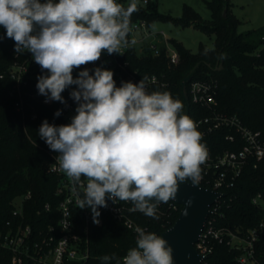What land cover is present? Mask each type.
<instances>
[{
    "label": "clouds",
    "instance_id": "clouds-1",
    "mask_svg": "<svg viewBox=\"0 0 264 264\" xmlns=\"http://www.w3.org/2000/svg\"><path fill=\"white\" fill-rule=\"evenodd\" d=\"M137 10L135 0L127 7L117 0H0V26L15 41V53H31L48 73L37 78L39 94L65 103L62 92L77 86L70 93L78 104L71 123L44 120L38 135L59 154L56 163L66 177L83 186L76 205L91 210L94 224L107 199L130 201L131 211L159 219L160 203L175 199L184 182H199L207 156L184 104L167 91L147 92V77L119 87L113 71L99 67L73 77L74 69L97 62L105 51L123 55ZM136 232V247L122 262L113 254L100 258L104 264H173L166 239L142 228Z\"/></svg>",
    "mask_w": 264,
    "mask_h": 264
},
{
    "label": "trees",
    "instance_id": "trees-1",
    "mask_svg": "<svg viewBox=\"0 0 264 264\" xmlns=\"http://www.w3.org/2000/svg\"><path fill=\"white\" fill-rule=\"evenodd\" d=\"M45 2V0H44ZM211 11V19L204 20L192 7L186 6L183 16L179 18L162 14L156 2L146 9L135 11L132 20L145 18L149 24L154 20H171L176 24L193 25L215 36L213 48L200 47L192 52L182 43L173 40L180 54L177 64L169 63L164 45L161 53L153 55L150 48L146 54H139L135 48L129 52L132 66L138 69L139 77L144 78L157 74L166 82L164 86L153 85L151 92L167 91L173 99L185 103L182 95L184 76L196 65L198 68L192 79H217V100L219 109L228 114L238 115L242 121L253 129L261 130L264 135V47L261 39L264 27L245 32L238 31V19L232 11L229 0H205ZM15 41L6 35L0 26V232L11 229L17 221L14 214V201L22 194L31 191L33 196L25 204V214L37 230L45 229L51 221L57 220L58 204L61 197L56 190L59 176L48 171L51 151L45 147V141L38 135L39 127L44 120L56 126L67 124L62 114L64 103L52 101L49 104L36 96L38 77L47 75L34 60L29 62L30 75L22 86L26 101L30 103L26 115L16 107V94L13 93L15 81L10 77L9 69L16 60L27 61L29 52L15 53ZM28 63V62H27ZM87 68L90 74L99 67L100 62L74 69L76 78L80 71ZM77 89L71 85L62 92L64 101L69 93ZM35 94V95H33ZM37 112L35 119L31 113ZM209 113L206 108L192 104L189 117L195 122ZM201 133L200 129L197 128ZM225 129H218L206 136L202 135L203 144L218 145L220 149L232 148L225 139ZM202 134V133H201ZM53 152V151H52ZM190 181V180H188ZM191 182V181H190ZM225 196L217 213L218 226L229 227L245 233L264 219V210L252 202L258 192H264V163L258 168L247 166L236 184L222 189ZM169 202L160 203L156 215L159 219L145 216L142 212L132 214L140 228L157 235L171 227L179 216V210L169 207ZM50 203L52 209L45 210ZM8 222L10 224H8ZM137 233L122 222L105 217L102 225H90L89 259L86 264H104L100 259L108 255L121 260L131 248L136 247ZM261 253V250H260ZM12 253L0 244V264H11ZM241 250L226 244L216 243L210 254L211 264H239ZM107 264H117L110 260Z\"/></svg>",
    "mask_w": 264,
    "mask_h": 264
},
{
    "label": "built area",
    "instance_id": "built-area-1",
    "mask_svg": "<svg viewBox=\"0 0 264 264\" xmlns=\"http://www.w3.org/2000/svg\"><path fill=\"white\" fill-rule=\"evenodd\" d=\"M156 1L135 0L138 10L146 9ZM40 2L43 3L44 0ZM117 2L127 7L132 0H117ZM149 36H153V39L146 42ZM127 39L129 43L122 49L123 55H109L105 51L97 61L102 64L103 69L113 71L117 87L121 86L122 82L138 84L142 79L139 77L138 69L132 66L129 59V52L132 48H135L139 54H146V49L150 48L153 55H159L162 45H164L169 63L177 64L180 61V54L176 48L170 46V38L166 36L165 31L153 32L145 18L132 20L131 15ZM261 39L264 47V34ZM30 60H33L31 53H29L27 61L16 60L9 69L10 77L15 81L13 88V93L17 97L15 107L22 115H26L27 107L30 105L26 101L24 96L26 93L22 88L31 73L29 70ZM97 62L92 64L95 65ZM145 83L149 93H151L153 85L164 86L166 84L163 78L157 74L147 76ZM218 86L217 79H191L188 82L187 90L191 105L194 104L209 111L207 115L196 120L197 128L200 129L202 135L206 136L218 129L227 131L225 139L232 148L220 149L218 145L204 144L207 156L201 165V179L197 183L200 186L224 193L222 189L233 187L247 166L252 165L254 168H258L264 163V135L261 130L247 126L238 115L228 114L219 109ZM70 93L61 110L62 117L67 124L71 123L72 117L76 115L75 109L78 106L77 102L71 98ZM36 96L46 104L53 101L44 95H39V92L36 93ZM36 117L37 112L33 111L31 118L35 119ZM45 147L50 149L46 143ZM57 155L59 154L51 151L52 158L47 166L49 172L59 176L56 193L61 197V200L57 207V220L51 221L45 229H35L25 214V204L32 198V192L28 191L18 196L14 202V214L18 219L11 229L4 233L1 232L0 238L2 247L12 253L11 264H86L90 257L89 234L90 225L93 223L91 210L77 208L76 200L78 196H83V186L74 185L59 169V165L56 163ZM224 196L211 206V212L200 238L195 244L199 253L202 254L201 264H211L210 254L216 243L241 250L242 255L238 258L239 264H264V219L245 233L229 227L218 226L217 213L221 208ZM252 202L264 210V192L254 195ZM107 204L106 208H99L101 214L98 217L99 224L96 225H102L105 217H111L133 229L134 232L140 228L132 216L134 212L139 211L130 210L134 207L132 202L118 199L113 202L111 199H107ZM169 207L179 210L180 204L172 199L169 202ZM51 209L52 205L47 203L45 210L50 211ZM8 224L10 223L8 222Z\"/></svg>",
    "mask_w": 264,
    "mask_h": 264
},
{
    "label": "water",
    "instance_id": "water-1",
    "mask_svg": "<svg viewBox=\"0 0 264 264\" xmlns=\"http://www.w3.org/2000/svg\"><path fill=\"white\" fill-rule=\"evenodd\" d=\"M197 68L198 65L193 67L182 81L184 112L188 116L191 103L187 85ZM223 196L222 192L198 184L193 185L190 181L180 185L177 196L173 199L182 206L179 216L171 227L161 233V236L173 248V264H201L202 254L199 253L195 244L199 240L211 212V206ZM189 200L191 201L190 205L187 203ZM185 210L187 215L184 214Z\"/></svg>",
    "mask_w": 264,
    "mask_h": 264
},
{
    "label": "rangeland",
    "instance_id": "rangeland-1",
    "mask_svg": "<svg viewBox=\"0 0 264 264\" xmlns=\"http://www.w3.org/2000/svg\"><path fill=\"white\" fill-rule=\"evenodd\" d=\"M229 2L233 13L239 21V32L264 27V0H229ZM156 4L160 13L171 15L175 18L183 16L186 6L192 7L204 20H209L212 16L205 0H157ZM149 28L153 32L165 31L166 36L170 38L169 41L172 48H176L173 40L182 43L192 52L199 51L202 46L207 49L213 48L215 44V36L213 34H209L193 25L184 26L171 20H154L149 24ZM139 35L141 38V33ZM152 39L153 36H149L146 42Z\"/></svg>",
    "mask_w": 264,
    "mask_h": 264
},
{
    "label": "crops",
    "instance_id": "crops-1",
    "mask_svg": "<svg viewBox=\"0 0 264 264\" xmlns=\"http://www.w3.org/2000/svg\"><path fill=\"white\" fill-rule=\"evenodd\" d=\"M41 1V0H40Z\"/></svg>",
    "mask_w": 264,
    "mask_h": 264
}]
</instances>
